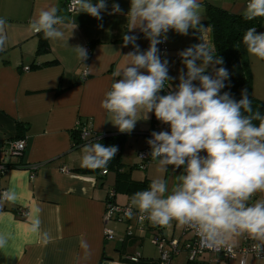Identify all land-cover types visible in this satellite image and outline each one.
Instances as JSON below:
<instances>
[{"label": "crops", "instance_id": "1", "mask_svg": "<svg viewBox=\"0 0 264 264\" xmlns=\"http://www.w3.org/2000/svg\"><path fill=\"white\" fill-rule=\"evenodd\" d=\"M68 1L0 0V17L7 21V46L0 51V148L3 140L19 135L17 122L23 124L21 134L26 139L22 156L9 158L10 164L26 167L0 170V189L11 190L16 197L14 201L5 199L0 203V234L9 237L8 244L0 249V264L125 262L126 244L134 243L136 237L143 238L128 231L124 236H118L117 223L129 224L132 216H135L134 228L139 235L161 234L169 240L182 239V232L176 233V222L159 228L151 224L140 227L134 208L125 220H112L107 224L103 221L109 191L115 194L113 203L131 206L132 195L141 189L137 186L130 190L125 186L116 188L114 168L115 174L106 169L103 176L100 172H82L85 168L82 165L83 147L99 140H90L73 148V134L78 136L74 130L77 122L89 125L96 134H124V143L117 152L120 156L118 171L125 173L129 180L143 183L145 189L155 178H163L168 183L174 168L169 166L168 171L161 172L158 162L152 159L144 167L141 162L128 163L132 156L130 149L124 153L125 144L130 147L135 144L137 156L144 135L151 128L150 113L148 119L137 121L132 132L121 133L108 122L111 117L100 106L113 82L112 74L122 60L121 55L133 51V45H123V36L135 35L141 51L149 47V40L142 32L126 29L130 0H107L101 20L85 12H69ZM206 2L242 14L247 0H201L202 20ZM113 3L120 5L121 13L109 14ZM51 5H56L58 14L65 18L64 39L48 40V50L37 54L39 34L30 28L29 21L38 9ZM205 28L202 36L211 47L209 28ZM200 38L199 32L192 29L186 36L170 30L167 40L157 45L159 55L162 60H168L169 67L178 59L173 57L174 54L202 43ZM76 46L90 47L91 55L86 64L78 59L73 49ZM163 47L165 53L162 54ZM33 167L36 168L31 177ZM134 169L138 171L134 172ZM177 171L182 173L183 168ZM37 219L40 226L33 231V222ZM105 228L113 230V239H105ZM150 241L152 243V238ZM228 242L240 245L243 235ZM117 253L120 259H112L111 256ZM204 255L203 261L208 260V264H239L238 260L226 261L220 253L201 256ZM245 264H264V258L247 255Z\"/></svg>", "mask_w": 264, "mask_h": 264}, {"label": "clouds", "instance_id": "2", "mask_svg": "<svg viewBox=\"0 0 264 264\" xmlns=\"http://www.w3.org/2000/svg\"><path fill=\"white\" fill-rule=\"evenodd\" d=\"M77 14L85 12L101 20L107 0H74ZM201 0H130L126 14L127 31L138 29L149 47L141 51L135 35H124L123 45L133 51L122 56L113 71V82L105 92L101 108L111 117L108 121L121 133L134 130L137 121L149 113L169 131H153L147 140L150 157L161 172L183 168L176 183L169 188L163 178H155L145 190L135 192L131 206L156 226L176 222L194 230L201 243L209 248L224 247L233 237L247 236L254 241L257 254L264 253V201L251 202L253 194L264 191V114L253 110L246 90L236 101L221 90L230 74L202 34ZM56 5L40 8L29 21L30 28L45 40H63L67 27ZM118 3L109 14L121 13ZM246 20L264 18V0H247L242 12ZM6 19L0 17V51L7 46ZM76 28V24L71 28ZM199 32L203 43L179 53L186 72L181 70L173 89L168 60L161 59L158 44L167 40L171 30L188 35ZM248 54L264 60V32L250 27L242 37ZM80 61L87 59L82 46L73 48ZM213 73L206 74L209 67ZM119 78V79H116ZM168 89L166 94H161ZM258 122V124L256 123ZM82 165L103 169L118 152L117 146L99 141L82 149ZM201 153H204L203 155ZM4 198L16 199L9 190ZM40 221L33 222L37 231ZM9 237L0 234V249Z\"/></svg>", "mask_w": 264, "mask_h": 264}, {"label": "built area", "instance_id": "3", "mask_svg": "<svg viewBox=\"0 0 264 264\" xmlns=\"http://www.w3.org/2000/svg\"><path fill=\"white\" fill-rule=\"evenodd\" d=\"M67 10L69 12H74L76 10V5L74 4V0H69L67 5ZM85 49L87 50V59L82 60V63H87L90 55L91 50L90 47L86 46ZM163 51V50H162ZM161 51V52H162ZM168 89H165L164 92L161 94H166ZM151 114V128L148 132L144 135L143 145L142 148L137 152V157L140 160L143 167L146 163L151 161L150 152L151 149L147 144V140L151 139V133L153 131H169V126L166 124H162L155 118L154 113ZM74 130L78 133L79 139L81 143H86L90 140H99L103 136H107L106 133L103 134H96L92 131L91 127L87 124H83L81 122H77L75 125ZM26 148V139L18 138V139H5L2 141L1 148H0V170L4 169V165L9 163L10 157H20L24 153ZM202 155L204 153H201ZM31 172V177L34 175V169ZM107 173L106 169H102L100 174L103 176ZM6 190L0 189V203L5 201L4 193ZM114 192L109 191L106 196L105 201V212L103 215V221L105 224L112 220H125L129 216H131L133 212V208L130 205L120 206L112 202L114 197ZM137 224L141 227L142 225L151 224V226L155 228H159L161 226H156L150 223L146 218L142 217L139 213H137ZM104 237L107 240H111L114 237L113 230L109 228L104 229ZM182 239L179 241L177 239H167L161 234H155L152 237V243L156 246L159 256L156 259H145L140 252H136L132 255L127 256V260L122 263L113 262L111 260H103L100 264H140L144 262L146 264H175L174 257H176L179 252L185 251L187 253V262H194L198 256H201L204 253H220L223 255L226 261L228 260H238L239 264H245V258L247 255H251L255 258H264V253L257 254L253 250V243L254 241L247 236L243 235V242L240 245H234L230 242L224 247L219 249L216 248H209L204 246L197 233L186 227L182 228Z\"/></svg>", "mask_w": 264, "mask_h": 264}, {"label": "trees", "instance_id": "4", "mask_svg": "<svg viewBox=\"0 0 264 264\" xmlns=\"http://www.w3.org/2000/svg\"><path fill=\"white\" fill-rule=\"evenodd\" d=\"M205 6V17L201 21L204 27L209 28V41L211 47L215 50V53L218 57L223 59L222 65H216V68L224 67L228 70L230 77L225 81L226 87L221 90L223 92H229L231 96L239 101L241 99V94L243 90L247 91L249 99L252 102L253 110H259L264 114V102L257 99L252 94V74L250 69V62L248 59V52L245 46L242 43L243 34L250 27H256L258 31L264 22V18H256L254 20H246L242 14L231 13L221 7L213 5L211 3H204ZM48 50V40L43 38L42 33L39 34V44L37 48V54L45 53ZM206 74H212L207 72ZM258 124V122H256ZM17 131L19 135L15 139L23 138L22 130L23 124L20 122L16 123ZM76 132V131H75ZM125 140L124 134H114L103 136L99 139L100 143L105 146H117L120 151V147L123 145ZM83 145L80 142L79 136L73 134V148ZM17 168V167H26L15 164H5L4 168ZM28 167V166H27ZM120 167V156L119 153H116V156L110 160L107 166L103 169H112L116 170L117 180L115 182L116 188L124 187L127 190L133 188V186L140 187L141 190H145V185L140 182H135L129 180L125 173H120L118 168ZM102 169H90L85 167L83 173H99ZM113 201V200H112ZM188 264L196 263L187 262ZM203 264V263H202Z\"/></svg>", "mask_w": 264, "mask_h": 264}, {"label": "rangeland", "instance_id": "5", "mask_svg": "<svg viewBox=\"0 0 264 264\" xmlns=\"http://www.w3.org/2000/svg\"><path fill=\"white\" fill-rule=\"evenodd\" d=\"M257 32H264V22H262L261 27L259 28V30ZM204 38V36H202V39ZM201 38L199 39V42L203 43V40ZM162 54L163 52L165 53L164 47L162 48ZM185 50V49H184ZM183 51V50H182ZM173 57L178 58L175 59L173 61L172 64H170L169 66V75L175 79H173L170 83L172 88L174 89L176 87V85L179 83V74L181 72V70H183L184 72H186V68L185 66L182 64L181 62V58L179 56V54H174ZM248 59L250 62V69H251V74H252V94L259 99L260 101L264 102V60H261L257 57H254L250 54H248ZM207 72H210V67L208 68ZM136 145L133 144L131 147L129 146L128 143L125 144V151H127L128 149H130L129 154L130 156H132L129 165H133L134 163H139L140 160L138 159L137 156H135V149H136ZM138 169H134V172H137ZM110 174H115V172L113 171V169H111V173ZM170 174L172 177H170L171 179H169L168 181V186L169 188H171L175 183H176V177L178 175L181 174V172H178L177 169H174L173 172L170 171ZM255 196V198H254ZM252 202H256L258 200L264 201V191L262 192H257L255 194H253V198H252ZM113 224V223H112ZM112 224H110L112 226ZM118 224V236L123 235L124 233L128 232H133L132 234L136 235V236H141L143 237L142 239H137L134 238L135 242L131 243V244H126V247L124 248V256H129L132 255L136 252H140L142 254V256L145 259L151 260V259H156L159 256L158 250L156 248L155 245H153L151 243V238H152V234H147V235H139L137 233V230L134 228L135 225V216H132L131 220L128 223H117ZM128 227V229H127ZM131 228V229H130ZM126 231V232H125ZM182 232V226H178V229H176V233L177 234H181ZM108 247V246H107ZM204 256H198L196 258V263H192V264H202L203 262L205 264H208V260L203 261ZM123 257V256H122ZM112 259L114 260H118L120 259L119 254H113L111 256ZM203 261V262H202ZM174 263L175 264H188L187 263V253L183 250L181 252H179V254L174 257ZM203 263V264H204ZM140 264H146L144 262H141ZM214 264V263H212Z\"/></svg>", "mask_w": 264, "mask_h": 264}]
</instances>
